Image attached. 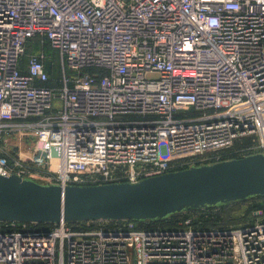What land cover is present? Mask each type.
Masks as SVG:
<instances>
[{
    "label": "built area",
    "instance_id": "1",
    "mask_svg": "<svg viewBox=\"0 0 264 264\" xmlns=\"http://www.w3.org/2000/svg\"><path fill=\"white\" fill-rule=\"evenodd\" d=\"M46 45L59 86H47ZM252 134L258 151L223 159ZM12 135L30 156L5 148ZM256 154L264 0H0V175L136 183ZM218 213L144 227L0 221V264H264V210L238 226Z\"/></svg>",
    "mask_w": 264,
    "mask_h": 264
},
{
    "label": "water",
    "instance_id": "2",
    "mask_svg": "<svg viewBox=\"0 0 264 264\" xmlns=\"http://www.w3.org/2000/svg\"><path fill=\"white\" fill-rule=\"evenodd\" d=\"M258 197H264V154L193 166L136 183L63 187L0 175V221L159 222L176 214Z\"/></svg>",
    "mask_w": 264,
    "mask_h": 264
},
{
    "label": "rangeland",
    "instance_id": "3",
    "mask_svg": "<svg viewBox=\"0 0 264 264\" xmlns=\"http://www.w3.org/2000/svg\"><path fill=\"white\" fill-rule=\"evenodd\" d=\"M44 50V48H43ZM35 49L32 47V49L30 50L29 53H34ZM47 53H50V57H55L57 58L58 53L54 50H48L47 49ZM59 59V56H58ZM60 61V59H59ZM21 136L19 135H12V136H8L6 139V142L3 143L5 148L7 150H14L17 148H21L22 153H27V152H31L32 151V142L31 143H27L26 144L22 143V141L20 140ZM21 142V143H20ZM259 144V140L258 137L255 134H252L248 137H244L241 140H238L235 142L234 146L228 150L227 152L230 153H240L242 151H244L245 153L248 152H253V151H258V149L256 148ZM226 152V153H227ZM29 155V154H28ZM35 174V176H37L38 178L44 179V180H48L47 178V173H40L38 171H34L33 172ZM263 199H251L248 200L246 202H242L240 204H237L236 206L233 207H229V208H218L219 209V213L218 216H220L217 220L221 219V220H225L226 224L228 225H235L238 226L242 223L243 219L245 217H248L252 211V208L254 207L255 203H260ZM251 211V212H250ZM196 212V211H195ZM181 218V216L179 217V219ZM246 219V218H245ZM215 221V223H220L221 221Z\"/></svg>",
    "mask_w": 264,
    "mask_h": 264
},
{
    "label": "trees",
    "instance_id": "4",
    "mask_svg": "<svg viewBox=\"0 0 264 264\" xmlns=\"http://www.w3.org/2000/svg\"><path fill=\"white\" fill-rule=\"evenodd\" d=\"M35 49V51H38L37 47H33ZM44 49L47 51L48 50H51L48 45L44 46ZM34 51V52H35ZM49 55H51L50 53H48ZM58 62V56L57 58L55 57H51V59H49V61L47 62L48 64V70L49 72L51 73V78H50V81L47 83V86H59V76H60V69H59V65L57 64ZM52 63H54V65H52ZM234 158H239L238 156V153L236 154V152L234 153H230V152H227V153H224L223 155V159H234ZM87 185H91V183L87 184ZM255 199H263L260 203H255L254 207L252 208L251 211L253 210H258V209H263L264 210V197H258V198H254ZM253 200V199H252ZM240 204V203H238ZM237 204H234V205H229V206H222V207H219V208H229V207H233V206H236ZM198 211V210H196ZM250 211V212H251ZM191 212H195V211H191ZM187 212L185 213H180V214H176V215H173L171 217H169L168 219H165L163 221H159V222H135L139 227H144L146 226L147 224H165V223H171L173 221H178L179 217L180 216H183L184 214H186ZM190 213V212H188ZM250 214V213H249ZM220 216H218L216 218V220L219 218ZM217 221H221L220 223L222 224H226V221L225 220H217Z\"/></svg>",
    "mask_w": 264,
    "mask_h": 264
},
{
    "label": "crops",
    "instance_id": "5",
    "mask_svg": "<svg viewBox=\"0 0 264 264\" xmlns=\"http://www.w3.org/2000/svg\"><path fill=\"white\" fill-rule=\"evenodd\" d=\"M21 143V142H20ZM24 154V156H28V154H29V156H30V153H23Z\"/></svg>",
    "mask_w": 264,
    "mask_h": 264
}]
</instances>
